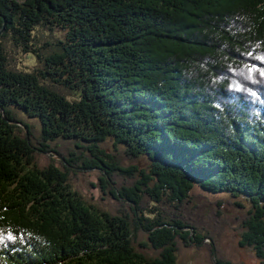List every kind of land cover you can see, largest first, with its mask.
Instances as JSON below:
<instances>
[{"label": "trees", "instance_id": "16d2710c", "mask_svg": "<svg viewBox=\"0 0 264 264\" xmlns=\"http://www.w3.org/2000/svg\"><path fill=\"white\" fill-rule=\"evenodd\" d=\"M3 27L0 264H185L203 247L233 264L225 205L264 264V0H0ZM38 27L60 35L39 45ZM8 37L39 67L10 68ZM86 171L115 211L73 184Z\"/></svg>", "mask_w": 264, "mask_h": 264}, {"label": "rangeland", "instance_id": "374dc122", "mask_svg": "<svg viewBox=\"0 0 264 264\" xmlns=\"http://www.w3.org/2000/svg\"><path fill=\"white\" fill-rule=\"evenodd\" d=\"M60 35L58 31H49L42 27H38L35 31V37L39 45L45 42H52ZM5 46L9 55L10 68L14 70L31 71L39 67V62L36 57L31 53H25L20 47H17L12 40L8 37L4 39ZM38 130H35L37 133ZM70 143L60 141V148L65 150ZM103 148L110 154L118 155L124 165L136 164L142 168L147 166L144 159H130L124 150L123 146L115 147L113 140L109 139L103 144ZM40 157V156H39ZM58 158L57 155L53 156ZM40 163H46V159L40 157L37 159ZM120 179V177H118ZM121 181V179H120ZM73 184L77 186L79 192L89 202L102 206L103 208L115 211L117 202L112 196L104 194L100 190L99 175L93 171H86L83 174H78L73 178ZM206 196V195H205ZM219 196H207V199L202 198L200 201L203 207L198 215L205 225H211L210 221L213 210L216 206L211 205ZM223 221L219 223L217 235V244L221 249L224 256L231 260L233 264H256L258 261L255 258L254 252L247 247H240L238 244L239 235L235 230L238 227V219L241 216L242 210L235 209L229 205L223 206ZM207 215V216H206ZM145 237L141 235V239ZM211 241L206 239L203 244ZM196 244V243H195ZM180 258L185 264H213V256L205 247L203 248H190L184 249L180 253Z\"/></svg>", "mask_w": 264, "mask_h": 264}, {"label": "water", "instance_id": "95a60500", "mask_svg": "<svg viewBox=\"0 0 264 264\" xmlns=\"http://www.w3.org/2000/svg\"><path fill=\"white\" fill-rule=\"evenodd\" d=\"M5 30V27H3L2 29H0V34ZM60 158V157H59ZM204 241H202V243H204ZM213 259L215 260L216 259V251L214 250V256H213Z\"/></svg>", "mask_w": 264, "mask_h": 264}]
</instances>
